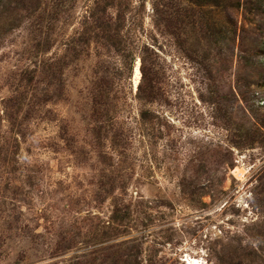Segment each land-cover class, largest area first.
I'll return each mask as SVG.
<instances>
[{
	"label": "rangeland",
	"instance_id": "obj_1",
	"mask_svg": "<svg viewBox=\"0 0 264 264\" xmlns=\"http://www.w3.org/2000/svg\"><path fill=\"white\" fill-rule=\"evenodd\" d=\"M264 264V0H0V264Z\"/></svg>",
	"mask_w": 264,
	"mask_h": 264
},
{
	"label": "bare ground",
	"instance_id": "obj_2",
	"mask_svg": "<svg viewBox=\"0 0 264 264\" xmlns=\"http://www.w3.org/2000/svg\"><path fill=\"white\" fill-rule=\"evenodd\" d=\"M188 260L190 261L191 264H201L200 261L196 258L194 259L188 258Z\"/></svg>",
	"mask_w": 264,
	"mask_h": 264
}]
</instances>
